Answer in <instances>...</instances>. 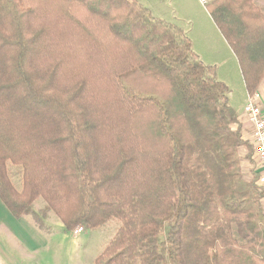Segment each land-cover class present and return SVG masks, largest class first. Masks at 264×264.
Instances as JSON below:
<instances>
[{
    "label": "trees",
    "instance_id": "16d2710c",
    "mask_svg": "<svg viewBox=\"0 0 264 264\" xmlns=\"http://www.w3.org/2000/svg\"><path fill=\"white\" fill-rule=\"evenodd\" d=\"M205 9L253 97L264 14L254 0ZM229 92L137 0H0V201L47 233L48 212L65 232L116 220L94 264H264V191Z\"/></svg>",
    "mask_w": 264,
    "mask_h": 264
},
{
    "label": "crops",
    "instance_id": "0c3cea01",
    "mask_svg": "<svg viewBox=\"0 0 264 264\" xmlns=\"http://www.w3.org/2000/svg\"><path fill=\"white\" fill-rule=\"evenodd\" d=\"M137 1L146 7L154 17L162 19L161 15L151 9L149 0ZM214 29L210 27L209 33H206L205 36L202 35V41L196 47L193 43V50L202 63L216 68L217 79L220 82L227 86L234 84L239 89L240 86L243 88L245 98L242 104L239 107L231 104L230 90L229 104L237 113L242 139L251 144L252 125L243 114L247 93L241 73L231 49L218 29L216 27ZM256 95L255 101L261 109L260 115L264 120V78ZM244 154L245 150H241L240 155L244 156ZM243 162L247 164V162ZM261 205L264 210V199L261 201ZM52 220L53 218H49L46 222L51 231L49 233L41 231L30 218H15L0 201V264H53V248L55 244H58L54 236H64L66 232L63 227H57V221L50 223Z\"/></svg>",
    "mask_w": 264,
    "mask_h": 264
},
{
    "label": "rangeland",
    "instance_id": "374dc122",
    "mask_svg": "<svg viewBox=\"0 0 264 264\" xmlns=\"http://www.w3.org/2000/svg\"><path fill=\"white\" fill-rule=\"evenodd\" d=\"M148 3L155 13L161 15L160 17H162V19L178 26L187 33L192 44V49L193 43L196 47L199 42L202 41V35L205 36L206 33H209L210 27L215 30V26L207 10L205 7L201 6L197 0H149ZM254 3L264 14V0H254ZM80 53H83V51L76 46L74 48H63L62 54L65 58V63H67L65 68L75 71L79 66V61L82 60ZM227 87L231 91V104L239 107L245 98L243 88L240 86L239 89L237 86H234V84ZM4 166L7 177L12 185L17 190H20L22 182L21 167L9 161H7ZM249 168L250 166L248 164L244 162L241 163V170L246 180L249 179ZM260 187L264 191V187ZM44 206L45 203L41 198H37L32 204L36 212L43 209ZM49 218H53L50 223L57 221V227H63L61 221L52 212L47 213V217L44 220L45 223ZM47 224L48 223H46V225ZM117 227V221L111 219L98 229L83 227L84 230H81L82 232L78 234H75V231L72 230L64 233V236H54L58 244H55L53 248V264H94L95 257L101 253L105 245L113 237Z\"/></svg>",
    "mask_w": 264,
    "mask_h": 264
},
{
    "label": "built area",
    "instance_id": "2783aa9c",
    "mask_svg": "<svg viewBox=\"0 0 264 264\" xmlns=\"http://www.w3.org/2000/svg\"><path fill=\"white\" fill-rule=\"evenodd\" d=\"M199 4L205 7L209 0H197ZM257 98L256 93L253 97H248L243 106V114L246 115L248 122L252 125L251 144L254 149V158L257 163L258 180L257 183L264 187V120L262 118L261 109L255 101ZM82 229H75L74 233H81Z\"/></svg>",
    "mask_w": 264,
    "mask_h": 264
}]
</instances>
